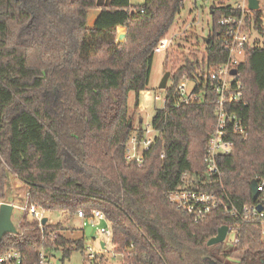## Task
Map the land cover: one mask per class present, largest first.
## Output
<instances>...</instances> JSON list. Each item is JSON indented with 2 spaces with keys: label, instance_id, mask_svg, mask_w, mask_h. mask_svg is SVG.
I'll list each match as a JSON object with an SVG mask.
<instances>
[{
  "label": "trees",
  "instance_id": "trees-1",
  "mask_svg": "<svg viewBox=\"0 0 264 264\" xmlns=\"http://www.w3.org/2000/svg\"><path fill=\"white\" fill-rule=\"evenodd\" d=\"M97 1L0 0V202L13 178L26 187L29 207L45 213L71 218L99 210L112 223L117 253L130 264H264L260 221L220 208L196 223L168 200L192 181L194 189L229 200L240 213L264 201L260 195L254 202L251 192L253 180L264 181V47L250 44L238 67L243 98L227 112L245 132L229 127L233 151L218 157L219 172L210 174L216 95L208 84L205 102L177 107L176 88L185 77L202 79L206 60L207 69L227 61L219 21L239 11L214 0L202 61L186 58L173 74L164 108L151 121L159 133L144 163H128V142L144 135L142 119L134 126L130 94L139 109L141 93L150 91L154 50L185 0H144L137 7L111 0L90 28ZM252 15L255 33L264 36L263 14ZM25 216L18 233L0 243V256L17 249L33 263L55 232L57 247L70 255L73 241L61 235L65 229L46 226L43 238L39 223ZM223 226L235 229L239 244L208 246Z\"/></svg>",
  "mask_w": 264,
  "mask_h": 264
},
{
  "label": "built area",
  "instance_id": "built-area-1",
  "mask_svg": "<svg viewBox=\"0 0 264 264\" xmlns=\"http://www.w3.org/2000/svg\"><path fill=\"white\" fill-rule=\"evenodd\" d=\"M199 1L205 2L206 0L194 1L193 5L197 9L198 14H200L198 8ZM214 3L215 1L213 0L212 5ZM233 7L239 11V15H224L219 21L222 47L227 54V61L214 64L207 69L208 63L206 60L205 74L202 75V73H199L202 79L191 80L185 77L176 88L177 107L205 102L208 84H210L213 89L212 91L216 95V124L210 136L206 157L208 172L210 174L219 172L217 158L229 155L233 151L234 143L227 139L229 136V127H233L236 133L240 135H243L245 132V129L242 127L237 117L227 112V107L239 103L243 98L242 84L238 80V67L245 59L248 46L253 44L252 34L255 33V25L253 19L254 15H252V11L248 8L247 0H243L242 3ZM249 15L252 16L250 24L247 22V17ZM173 43V38L167 36L156 47L154 54L167 52ZM234 70L237 71L236 75L232 74ZM188 84H192L193 88H190ZM145 93L150 94L151 92L148 91ZM152 98L155 102L160 101L159 96H152ZM166 100L165 94L164 105ZM143 130L144 135L141 139L135 135L126 146V160L128 163L135 162L138 165H142L144 163L145 154L150 151L159 133L153 128L152 123L146 128H143ZM190 182L192 181H187L184 187L171 192L168 195V200L172 205L176 206L178 210L193 219L194 222H203L215 210L222 208L226 214L235 218H242L243 221H260L262 235L264 236V212L260 213L257 209L258 205L264 204V201L260 204L245 206L242 213H240L229 200L221 199L214 193L194 189ZM258 185V190L264 200V181L261 183L258 182ZM27 196L26 194L24 206L20 208L24 212L23 215L28 214L39 223L42 236L45 238L44 229L46 226H50V224L47 223L46 226H42L41 222L45 218V213L43 214L41 212L42 210L36 207H29ZM5 203L13 205L14 208L16 206L15 203L8 201L0 202V206ZM74 219H80L82 221L83 237L80 239H72L73 246L72 248L68 247L70 250L69 256H64L66 250L64 247H57L56 240L58 239V232H55L48 236L50 246L47 247V249L44 247L39 251L35 262L31 263L21 250L14 249L0 256V264H58L59 256L62 261H64L74 253L81 254L82 264H130L127 262L125 254L117 253V246L113 241L114 233L112 223L103 212L93 210L87 215L83 211H79ZM101 223H105L107 226L99 228ZM16 227L19 230V226ZM89 228H91V232L90 234H86V230ZM96 230H99V237L93 236ZM230 234L234 235L231 243L235 245L239 244V238L236 236L235 229L229 228L228 236ZM61 235L65 236L64 234ZM65 238L71 239L66 236ZM88 238L92 240L91 244L87 243L86 240ZM132 247L133 246H131V248Z\"/></svg>",
  "mask_w": 264,
  "mask_h": 264
},
{
  "label": "rangeland",
  "instance_id": "rangeland-1",
  "mask_svg": "<svg viewBox=\"0 0 264 264\" xmlns=\"http://www.w3.org/2000/svg\"><path fill=\"white\" fill-rule=\"evenodd\" d=\"M106 1V0H103ZM195 0H185V8L178 15L177 20L170 30L168 37L173 38L174 43L171 44L170 49L167 52L156 54L154 62L152 65V72L150 78V94L145 92L141 97L142 108L134 109L135 95L130 94L129 105L130 113L135 115L134 126L138 128L140 120L143 121V128H146L151 124L152 118L155 115L156 109H162L164 107V97L165 91L159 90V85L162 82L165 74L170 72V81L168 83V88L171 86V78L173 74L183 65L186 58L193 59V56H197L199 60L203 57L206 51L205 39L209 37V28L211 22L210 7L213 0H206L205 2L199 1L198 8L200 14H198L197 9L194 4ZM260 1V11L263 14L264 23V0ZM133 7L140 6L144 3V0H130ZM243 0H216L217 4H230L237 6V4L242 3ZM104 2L102 7L106 6ZM98 4V1H97ZM100 7V9L102 8ZM120 34H125L121 32ZM252 42L255 45L264 47V36L258 35L257 33L252 34ZM167 65V66H166ZM173 71V73H172ZM190 88H193L192 84H188ZM159 96L160 101H152V96ZM146 100V101H145ZM150 100V101H149ZM146 109V110H144ZM26 197V187L16 179L10 178L8 185L7 199L5 201L15 203V208L12 215V221L16 226H19V222L23 215V210L21 206H24ZM39 209V208H38ZM41 210V209H39ZM43 214L44 211H41ZM45 218L48 219V224L53 226H59L61 229V234L71 239H80L83 237V225L80 219H74V217L69 216L66 212H47L44 214ZM28 220L33 221L32 217L25 216ZM36 221V220H34ZM105 223H101L99 228L106 227ZM94 237H99V230H96ZM234 235L230 234L226 243L233 239ZM88 244L92 243L91 239L86 240ZM50 246V242H46ZM46 245V246H47ZM58 264H82V256L80 253H74L69 258L62 261L61 257H58Z\"/></svg>",
  "mask_w": 264,
  "mask_h": 264
},
{
  "label": "water",
  "instance_id": "water-1",
  "mask_svg": "<svg viewBox=\"0 0 264 264\" xmlns=\"http://www.w3.org/2000/svg\"><path fill=\"white\" fill-rule=\"evenodd\" d=\"M248 1V8L250 11L255 12L260 10V1L259 0H247ZM125 37V34L120 36V40H122ZM206 44H209L210 40L209 38L205 39ZM233 75L237 74V71H232ZM170 81V72H167L162 80V82L159 85V90L166 91L168 87V83ZM258 181L253 180L251 182V192H252V198L253 201L256 202L260 197V192L258 190ZM258 211L264 212V204L258 205L257 207ZM14 211V206L11 204H2L0 206V243L3 241V239L8 235H16L18 233V229L15 226V224L12 221V215ZM48 223V219L44 218L41 222L42 226H46ZM91 228L86 230V234H90ZM229 233V227L223 226L218 230V234L216 237L212 238L208 242V246H214L218 244H223L227 241Z\"/></svg>",
  "mask_w": 264,
  "mask_h": 264
},
{
  "label": "crops",
  "instance_id": "crops-1",
  "mask_svg": "<svg viewBox=\"0 0 264 264\" xmlns=\"http://www.w3.org/2000/svg\"><path fill=\"white\" fill-rule=\"evenodd\" d=\"M110 1H111V0H106V1L98 0V6H99L98 10H92V11H90L89 16H88V26H89L90 28H92V27L94 26V24H95V22H96V19H97L99 13L101 12L100 7L103 6L102 4H103L104 2H106L105 5H108V4L110 3ZM121 32L124 33L125 30H124V29H121ZM142 94H143V93H141V95H140V107L142 106V105H141V97H142ZM144 97H145V99H146V94H145ZM145 101H146V100H145ZM149 101H150V100H149Z\"/></svg>",
  "mask_w": 264,
  "mask_h": 264
},
{
  "label": "bare ground",
  "instance_id": "bare-ground-1",
  "mask_svg": "<svg viewBox=\"0 0 264 264\" xmlns=\"http://www.w3.org/2000/svg\"><path fill=\"white\" fill-rule=\"evenodd\" d=\"M146 94V93H145ZM153 101V98L151 97V102Z\"/></svg>",
  "mask_w": 264,
  "mask_h": 264
}]
</instances>
